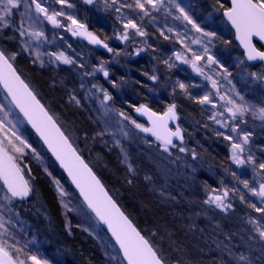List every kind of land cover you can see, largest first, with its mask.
<instances>
[{"label":"trees","instance_id":"obj_1","mask_svg":"<svg viewBox=\"0 0 264 264\" xmlns=\"http://www.w3.org/2000/svg\"><path fill=\"white\" fill-rule=\"evenodd\" d=\"M104 1L99 0V9L88 10L87 5L84 8L83 5L77 6L72 0H68V3L73 5L68 16L87 21L91 32L99 36L112 51L98 49L90 42L85 43L81 37H74L70 32L63 33L71 40L65 42L63 47L52 49L51 52L62 51L75 63H57V66L51 67L55 71L49 70L48 73L27 68L33 76V81L28 82L43 103L68 120L71 119L80 132L92 135L93 132L89 131L90 118L87 117V115L91 116V113H88L90 112L88 102L85 101L86 90L81 85L87 88L89 86L85 85L80 77L83 73L86 74V70L90 67L99 63L100 59L113 62L112 55L115 57V62L110 68V82L102 77L96 78V82L112 96V106L115 110L124 112L131 119L134 116V108L142 104H147L158 112H164L171 104H175L181 119L205 117L201 119H204L209 126V109L194 99L203 96L204 85L188 64L176 59L175 54L182 53V45L166 30L164 18L156 16L155 12H152L151 16H142L137 9L122 8L125 10L124 14L130 16L147 35L139 36L131 32L128 40L118 41L117 33L120 31L122 33L123 27L118 25L114 14L103 11ZM187 2V11L191 19L204 31L215 34L210 37L209 51L213 52L212 56L218 61L219 68L224 70L233 66L232 68L237 72L243 68L264 73L261 63L257 65L233 63L235 59L232 57H235V53L244 58L243 52L234 41V33L230 27L227 26L229 34L226 36L230 40H224L223 29L220 30L219 25L223 22L221 13L230 6L229 0H187ZM153 17L156 22L151 21ZM161 31L169 36L168 40L160 35ZM139 39L142 40L139 42ZM141 46L146 48L145 55L134 56ZM258 46L261 47L259 43ZM204 60L206 61L207 58L205 57ZM169 64L173 66L169 67ZM18 69L24 77H27L25 70L21 71L19 66ZM151 76L157 78L159 76L160 81L152 85L150 80L146 79ZM178 82L188 86L187 92L191 96L186 95L184 90L179 88ZM71 97H75L80 103H75ZM191 128L198 135L195 143L199 149L198 153L209 168L205 165L206 173L199 177L193 176L188 184L180 187H174L170 178L165 188L163 187L165 182L152 165L154 157L149 159V156L141 151L140 146L129 149L131 157H127L125 162H121L120 156L115 153L110 157L104 153L102 158L109 165L112 175L125 185L122 187L123 195L128 200V205L127 203L121 205L129 216L137 217V221L133 217L132 219L145 236L149 237L150 231L156 233L155 236L152 235L151 240L156 244L160 243L164 256L171 264H261L262 259L259 254L251 255L252 242L249 240L247 228L252 226L256 231L255 226L249 222L250 218L264 225V213L256 212L249 207V204L264 207V203H261V199L244 188L239 181L247 180L250 187L257 188L262 182L264 170L259 168V164L264 163V125H251L250 128V146L255 165L246 163L240 168L230 162L229 147L225 141H221V138L215 137L217 131L210 133L199 124L196 127L195 121ZM200 136H203V139ZM36 140L41 145L37 138ZM83 155L86 158L87 155L85 153ZM50 161L61 173L52 157ZM233 172L239 180L233 177ZM215 179L221 183H217ZM39 182L44 197L57 212L56 198L49 188L48 180L44 178ZM222 186L232 193L230 201L234 211L231 216L212 210L206 203L209 193L213 190L217 191ZM241 195L244 196V200H241ZM91 244L89 245L82 236L75 235L67 245L69 251L74 252V256L66 257V264H104L100 249ZM222 246L229 248L228 254L235 257L236 253H240L245 259L238 262L231 261L228 256H224Z\"/></svg>","mask_w":264,"mask_h":264},{"label":"rangeland","instance_id":"obj_2","mask_svg":"<svg viewBox=\"0 0 264 264\" xmlns=\"http://www.w3.org/2000/svg\"><path fill=\"white\" fill-rule=\"evenodd\" d=\"M72 1L77 6L83 5L84 8H86L87 5L89 8L88 10H97L99 9L98 7L100 5L98 3L99 0H93L92 3H86L85 0ZM25 2H27V0H25ZM41 3L44 7L48 8L49 14H51L52 11H62L64 15L58 17V19L60 20L61 24L64 25L63 27H56L48 22L42 14L39 15L40 23L37 25V30L44 32V38H42L40 41H33L31 51L22 50V41L26 38L19 37V34L13 29L10 28L4 30L3 32H0V46L7 53H18L16 60L13 61V63L17 64L16 66H19L21 71L23 69L25 70V72H27V75L25 74L27 76L26 79L28 78L27 81L30 82L33 81V76L31 71L27 70V68H34L37 71H47L48 73L49 70L53 72L55 71L51 67L57 66V63H62L60 61L49 63V57L47 55H43L41 58L44 60V64L41 65V63L36 60V51L39 50L41 53H48L51 52L52 49L56 50V48H59L61 46L63 47L65 42L71 40L65 37L63 33L70 32L72 34V32L68 30V26L71 25V21L66 18L69 14V11H72V7H68L67 5H60L56 2V0H41ZM175 3L184 8L185 12H187L188 14L187 0H175ZM103 4V11H109L114 14L118 25H122L123 27L124 23H126L127 20H132L130 16L128 17L126 14H124V9L122 10L121 8L120 12L115 11V7H118L119 3L113 7L106 6L105 1ZM24 10L25 9L22 4L19 12L22 13L24 12ZM169 11H171V15L168 14ZM137 12L139 13V10H137ZM154 12L156 16L164 18V26L167 31L168 28H172L174 30L170 33L173 34V37L176 41L179 42V40L176 38V33L179 32L182 34L185 43H187L193 51H198L201 53L203 51V48L200 44L192 43V40L197 38L201 39L205 44H207L209 48L210 43H208V41L210 40V37L203 35V33L206 31L202 29V32H197L187 21H184L183 19H175V17L179 16L180 13L173 4L166 3V6L164 8H162L160 11ZM30 14L33 16L38 15L35 12L34 5L32 6ZM140 14L143 16V13L140 12L139 15ZM221 14L223 22L222 25H219L220 30L223 29L222 36L224 37V40H230L226 37L229 34V32L227 31L228 23L223 19V13ZM101 15L104 16L103 14ZM72 17H74L79 23L84 24L88 32L92 33L102 41L99 36L91 32L87 21L84 22L79 20L75 16ZM15 19L17 23L20 22L19 13H17ZM151 21L156 22V19L151 18ZM28 23H32V21H25V27H27ZM72 27L75 28L76 26L72 25ZM127 31L129 34L131 32L135 33V29H128ZM124 32L125 29L123 27V32L121 33L120 31L119 33H117L119 35L117 39L118 41L122 40L120 37L124 34ZM73 36L76 38L81 37L85 43L90 42L87 36ZM141 40L139 39V42ZM103 44L106 43L103 41ZM103 44H93V46L98 47V49L103 48L104 50L108 51L107 48L103 47ZM181 45L182 54L191 59V53L187 52L183 44ZM108 48L111 47L108 46ZM141 49L144 50L139 52V54L135 52L134 56L145 55L146 48L141 46ZM209 54L213 55V52L209 51ZM236 54L237 52L235 53V57H232V59H235V62H233L234 65H238L241 62L247 63L244 58H241L240 54ZM111 57L113 62L109 63L106 60L100 59L99 63L95 64L94 67H90L88 70H86V73H91L90 75H86L85 73H83V75L80 77L81 80H83V83L89 86V88H87L83 85L82 88L86 90L85 101L88 102V109L90 111L88 113H91V116L87 115V117L90 118L88 119V122H90L89 131L93 132L92 135L80 132V130L77 129L75 123L72 122L71 119L68 120L61 113H58V111H53L51 108H49V111L53 114L57 122L61 124L65 133L70 136L73 144L76 146L78 151L81 154L85 153L87 155L86 158L88 159V163L91 164L97 174L100 175L104 185L108 187L111 195L114 196V198L119 202L120 205L121 203H127L128 205V200H126L125 196L123 195L124 191L122 187H124L125 185L122 183V181H117L116 176L112 175L109 165L107 164L106 160L102 158L104 157V153H107L109 157L110 155L112 156L113 153H115L120 156L121 162H125L127 157H131L129 149L135 148V146H140L142 149L141 151L145 155L149 156V159L152 156L154 157L155 160L153 161L152 165L155 168L156 172H159V175L161 176L163 182H165L163 184L164 188L168 183L169 178L172 179L174 187L186 185L192 180L193 176L199 177L201 174L206 173L207 167L209 168V165L205 164L204 160L201 159L198 153L199 149L195 145V143H197L196 140H198V135L195 134L193 128H191V125L194 121L196 127L199 124L204 128V130L210 131V133L217 131V133L220 132L224 135H231L233 136L234 141L240 142L239 135L237 133L231 132V125L234 123L238 124L240 135L244 133L249 134V140L248 143L244 146L245 152L242 155L245 159H247L249 155H251L254 159L250 146V128L251 125H264V120H261L258 117L254 116L252 112L245 113L243 117H238L236 121H232L230 118H228V114L225 112L224 117H221V119H227V122L229 124L228 128L221 127V125L216 124L211 119L208 120V126L206 121L204 119H201L205 117H201L198 119H190L189 117H184L177 123V125L181 129V134L184 137L183 142L181 143V141L178 140L176 142L177 147L170 148L168 152L163 151L160 142L155 140L150 133L141 132L135 127L134 124L131 123V120H136L137 123H141L145 127H150L143 116L135 111V108L134 116L131 119L126 120L123 117L119 116V112L112 106V101H109L108 107L113 109V111L105 114L104 109L100 103L103 99V92L100 91V89H104V87L96 82V78L102 77L106 81L110 82V68L111 65L115 62V57H113L112 55ZM181 62L184 64L183 61ZM199 63L204 66V72L217 81L220 95L229 96L235 99L238 103L241 102L239 98L243 97L244 102L247 105L253 106L255 109L264 107L263 72H253L249 69L247 70L243 68L237 72L235 68H232V66L227 68L230 71H227V73H225L223 69L217 66V63L208 65L207 60L205 61L204 59ZM101 65H103L104 70L108 72L107 77L103 75V72L96 71V69H98ZM188 65L191 67L190 64ZM253 73H255V75H253ZM198 76L204 85L203 95H205L206 93H211L213 95L214 102L217 104L216 109H213L211 105H204L209 109V115H211L213 111H224L223 107H220V105H224L225 102L221 101L219 97L215 95L216 89L212 88L211 82L205 79V77L202 75L198 74ZM146 79H149L152 85L160 81L159 76L158 78L156 77L155 80L150 79V77H147ZM52 85L53 83H51V86ZM93 85H96V87H93ZM237 93L239 94L238 96L236 95ZM247 95H249L250 97H247ZM5 97L6 95L3 94L0 88V104H3L5 106V110L9 111V115L6 118V121L11 120L13 123H15L17 126L18 134L21 135L29 145H31L30 148H27L25 150L26 154L22 159L18 160V163H20L21 167L25 169L24 173L30 180L32 187L35 189L34 196L30 201L26 202L20 203L14 200L13 204L11 205L15 213V215L12 217L14 223V228L12 229V231L20 241V246L24 247L25 245H27V247H25L26 253L37 255L41 260H47L49 264H66V257L70 256L71 258L72 256H74V252L71 250L69 251V248H67L68 242H70L75 235H78V237L82 236L83 239H85L89 243V245L90 243H92L93 245L98 247V249H100L104 264H121L123 259L121 257L120 251H118V248H116L111 238H109L105 234L103 228H101L97 220L93 218L88 208L84 206L80 197H78L74 187H71L67 178H65L52 164V162L50 161L51 156H49L46 149L44 147L42 148V146L37 142L29 126L26 125L21 115L18 114L13 105L10 104L8 98L5 99ZM0 119H5L3 112H0ZM106 126L108 129L107 131H105ZM176 126L174 127V129H176ZM121 129H123L124 132H127L128 135H122ZM100 133L103 134L101 135ZM224 135H216L215 137H217L218 139L221 138V141L226 142L227 146L229 147L230 162H233L231 159L232 141L225 140ZM0 136H2V133H0ZM201 137L203 139V136H200V138ZM117 141H119V144H117ZM179 147H185L187 151L180 152ZM33 149H35V152L32 151ZM193 152L195 153V157L193 156ZM37 156L39 158H37ZM235 165L239 168L242 167V165ZM28 169L31 170L30 173L28 172ZM44 178L48 180L49 188L51 189L54 198H56L55 204L58 209L57 212L54 211L52 205L44 197L41 188L42 185L39 182V180ZM215 180L217 181V183H221L219 180ZM57 181L59 182V187L63 188L64 190L65 195L63 197H61L60 195L56 183ZM224 189L227 188L222 186L217 191H212V193H209L208 199L210 196L223 192ZM230 200H232V193L229 190V196L225 202L231 203L232 205V201ZM132 203H134V201H132ZM64 204H67L68 208H65ZM207 206L212 208V210L214 211L221 212L222 214L224 213L228 216H231L232 212L234 211L233 207H231L227 211H223L220 208L216 207L214 203H207ZM4 215L5 218H7L9 213L5 211ZM132 217L137 221V217ZM247 229L249 230V240L250 242H252L250 245L251 250L253 251L251 252V255L252 253L259 254L260 258L262 259L261 264H264V239H261L259 237L258 231H255L252 226ZM148 236L150 239L152 238L151 231L148 232ZM157 245L162 247L160 243H158ZM222 247L224 256H228L231 261H242L240 259V253H236L237 255L234 257L231 254L227 253V251L229 250L228 247ZM113 257H116V259H113ZM123 264H125L124 261ZM168 264L171 263H169L168 261Z\"/></svg>","mask_w":264,"mask_h":264},{"label":"snow or ice","instance_id":"obj_3","mask_svg":"<svg viewBox=\"0 0 264 264\" xmlns=\"http://www.w3.org/2000/svg\"><path fill=\"white\" fill-rule=\"evenodd\" d=\"M60 5H66L72 7L73 5L68 3V0H56ZM86 3H92L93 0H85ZM116 12H120L121 8L137 9L139 12L143 13V16H151L154 11H160L167 4H173L175 8L180 13L175 19H183L197 32H202V29L191 19V17L185 12L179 4L175 3V0H105V4L108 7L116 6ZM24 6V12L20 13L19 9ZM35 6V12L38 14L36 16L31 15L32 6ZM223 7V5H221ZM19 13L20 22L17 23L15 16ZM50 22L56 27H63L58 17L63 16L62 11H52L49 14L48 8L44 7L41 0H0V32L6 29H13L19 34V37L26 38L22 41V50L31 51L33 41H40L44 38V32L37 30V25L40 23L39 15ZM171 15V11L168 12ZM224 16L231 22L232 26L235 28L236 38L239 40L240 44L245 49L247 59L250 61L260 60L264 61V51L257 48L256 44L253 43V38H258L259 41H264V0H231V7L226 8L223 12ZM71 25L68 26V30L72 32L73 35H84L93 44H103V41L98 39L92 33L88 32L84 24L79 23L74 17L67 16ZM154 19V17H153ZM25 21H32L28 23L25 27ZM72 25L76 27L73 28ZM124 34L120 37L122 40L129 39L128 29H135V34L139 36H146L147 34L137 25L134 20H127L124 23ZM172 28H168V32H173ZM165 40L169 39V36L165 35L163 31L160 33ZM204 36L212 37L214 33L204 32ZM176 38L187 52L191 53V59L186 55L177 52L176 59L183 61L184 63L190 64L192 69L205 77V79L211 82L213 89H216L215 95L219 97L221 101H224L223 107L224 111H213L209 119L213 120L216 124L221 125L223 128H228L229 124L227 119H221L224 117L225 112L228 114V118L232 121H236L238 117H243L245 113L252 112L254 116L261 120H264V107L255 109L253 106L247 105L243 97H240V103L235 99L220 95L217 81L204 72V66L199 62L205 57L207 58V64H216L218 61L209 54V48L201 39L197 38L192 40L193 44H200L203 48L202 53L198 51H193L192 48L185 43V40L181 33H176ZM211 43V40L208 41ZM103 47L107 48L109 52L112 51L108 48L107 44H103ZM144 49H138L137 54ZM18 53L12 52L7 53L4 49H0V86L6 91L7 96L11 98L10 103L14 105L23 117L31 124L32 128L39 134L40 138L47 145L48 149L52 152L55 158L60 162V165L67 171L68 176L71 177L72 182L75 184L76 188L79 189L80 195L83 197L87 208L95 214V217L100 223L107 226L110 231L111 236L114 238L116 245H118L120 252L123 256V261L126 264H168L167 258L164 256L162 247L158 246L156 242L152 241L149 237H146L141 233L140 230L133 224L132 220L129 219L127 215L117 206V203L105 190L104 186L101 184L100 180L96 177L95 173L85 163L80 152L76 147L73 146L72 139L69 135L62 130L61 126L57 123V120L49 113L48 108L37 98V94L21 78V75L17 72L13 65V61L16 60ZM43 55L49 57V63L60 61L64 64H73L75 61L66 55L64 52H48L41 53L39 50L36 51L35 56L41 65L44 64V60L41 58ZM54 58V59H53ZM168 63V61H165ZM169 64V67H172ZM96 71L103 72L105 77L108 76V72L104 70L103 65H101ZM227 73V69H224ZM91 73H86L90 75ZM255 75V73H253ZM150 79L155 80V76H151ZM179 83V82H178ZM83 87V85H81ZM115 87V85H113ZM96 87V85H93ZM179 88L184 90L186 95L191 96L187 92L188 86L179 83ZM103 92V99L101 100V106L104 109L105 114L113 111V109L108 107V102L112 100V96L105 89H100ZM239 95L238 93L236 94ZM75 103L79 104L80 101L76 100L75 97H71ZM196 102L201 105H211L213 109L217 108V104L214 102L213 95L211 93H206L202 97L194 98ZM137 113H141L148 117L151 127H145L141 123H137L136 120H131V123L135 125L137 129L144 133H150L160 142L161 147L164 152H168L170 148H176L177 144L174 143L173 138L183 142V135L181 134V129L177 125L175 131L168 127V121H175L177 119L176 105L171 104L168 107L167 112L163 116H158L155 112H152L146 105H140L135 108ZM0 112L4 113L5 119H0V264H49L47 260H41L37 255H31L25 252L24 247L20 246V241L17 239L15 233L12 231L14 228V223L12 217L15 215L11 205L14 199H24L29 197L33 192V188L30 184L29 179H25L24 171L25 169L21 167L18 163L19 159L24 157L25 150L30 148L31 145L18 134L17 126L11 120L6 118L9 115V111L5 110V106L0 104ZM119 116L128 120V117L124 112L120 111ZM107 126L105 131H107ZM231 132L237 133L240 137V142H236L231 135H224L218 132L217 135H224V139L232 141L231 143V159L237 165H243L245 163L255 165V161L252 156L249 155L247 159L243 157L245 152V145L248 143L249 134L244 133L240 135L239 125L232 124ZM121 133L127 136L128 133L121 129ZM101 135L103 133H100ZM119 144V141H117ZM35 152V149L32 150ZM180 152H185L187 149L185 147H179ZM195 157V153L193 152ZM37 158H39L37 156ZM126 159V157H125ZM259 168L264 170V163L259 164ZM129 170L131 171V166L129 165ZM255 171V167L253 168ZM30 169L28 172L30 173ZM227 171V169H226ZM233 177H236V173H232ZM261 181L257 187H250L247 180H240L239 182L243 184L244 188L249 189V191L261 199V203H264V176L261 177ZM57 186L61 197L65 195L63 188L59 187V182L57 181ZM216 191V190H213ZM229 196V190L224 189L223 192L210 196L206 203L215 204L216 207L223 211H227L232 207L231 203H226ZM241 200H244V196L241 195ZM65 208H68L67 204H64ZM249 207L255 209L256 212L264 213V207H257L255 204H249ZM71 210V209H69ZM5 211L9 213L8 217L5 218ZM249 222L253 224L256 231L259 233V237L264 239V225H261L256 220L250 218ZM153 236L156 233H152ZM116 259V257H113ZM241 260L245 258L240 257ZM123 261L121 264H123Z\"/></svg>","mask_w":264,"mask_h":264},{"label":"water","instance_id":"obj_4","mask_svg":"<svg viewBox=\"0 0 264 264\" xmlns=\"http://www.w3.org/2000/svg\"><path fill=\"white\" fill-rule=\"evenodd\" d=\"M229 1H230V7H231V0H229ZM230 7H229V8H230ZM223 16H224V14H223ZM224 20H226L227 23L229 24V26L231 27V29L234 30V33H235V41L238 42L241 51L244 52L245 60H246L247 62H249L251 65H255V64L262 63L263 66H264V61H260V60H253V61H250V60L247 59V55H246L245 49H244L243 46L240 44L239 40L236 38L235 28L232 26L231 22L227 19L226 16H224ZM253 43L256 44V46H257L258 43H260L261 46H262V48H259L258 46H257V48L260 49L261 51H264V41H259L258 38L254 37V38H253ZM0 49H1V48H0ZM13 65H14V67L16 68L17 72L21 75V78L24 79V77H23L22 74L18 71V69H17V67L15 66L14 63H13ZM24 80H25V79H24ZM25 82L28 83L27 81H25ZM28 84H29V83H28ZM29 86H30V84H29ZM30 87H31V86H30ZM31 88H32V87H31ZM1 89H2L3 93L7 95L6 91L3 89L2 86H1ZM35 93H36V92H35ZM37 98L41 101V99L39 98L38 95H37ZM8 99H9V101L11 100L10 97H8ZM41 103L45 105V103H43L42 101H41ZM13 106H14V105H13ZM146 106H147V105H146ZM45 107H46V105H45ZM147 107H148L152 112H155L158 116H163L164 113L167 112V110H168V109H167V110H165V112L160 113V112L154 110L153 108H150L149 106H147ZM14 108H15V107H14ZM46 108H47V107H46ZM15 110H17V112L22 116V118L24 119L25 123H26L27 125H29L30 129L32 130V132L34 133V135H36L37 138L40 140V142L42 143V145L45 146L46 151L48 152V155H49V156H52V158H53V160L56 162L57 166H59L60 170L63 171V173H64L65 176H67V178H68V180H69L71 186L74 187V189H75V191L77 192L78 196L81 198L83 204L87 207V205L85 204V202H84V200H83V197L80 195V191H79V189L76 188L75 184H74V183L72 182V180H71V177L68 176L67 171H66V170L60 165V162L55 158V156L52 154V152L48 149L47 145H46V144L44 143V141L40 138L39 134L35 131L34 128H32L31 124H29V123L27 122V120L23 117V114L20 113L18 109L15 108ZM49 113H50V111H49ZM50 114L53 115L52 113H50ZM176 114H177V119H176L175 121H171V120L168 121V127H169L170 129H172L173 131H175V130L173 129L174 126L177 125V123H178V122L180 121V119H181V118H180V115H179V113H178L177 111H176ZM53 117H54V116H53ZM143 117H145V119L147 120L148 124L151 126V123L149 122L148 117H147V116H144V115H143ZM57 123H58V122H57ZM58 124L60 125V123H58ZM60 126H61V125H60ZM61 128H62V127H61ZM62 130H63V129H62ZM153 137H154V136H153ZM154 139L156 140L155 137H154ZM177 140H178V139H176L175 137L173 138L174 143H176ZM73 146L75 147L74 144H73ZM81 156H82V158L84 159L85 163H87V164L89 165V163L87 162V160L85 159V157H84L82 154H81ZM89 167H90V168L92 169V171L95 173L96 177L100 180L101 184L104 186V188H105V190L108 192V194H109V195L113 198V200L117 203V206L121 209V211H123V212L125 213V215H127L126 212H125V210L122 208V206H120L119 203L117 202V200H115L114 197L110 194V192H109L107 186L104 185V183H103L101 177L96 173V171L92 168L91 165H89ZM24 176H25V173H24ZM25 179H28V178L25 176ZM1 183H2V182H1ZM33 196H34V188H33V192L29 195V197H26V198H24V199H22V200L19 199V198H16V199H14V200H17L18 202H26V201H30L31 198H32ZM89 211L91 212L90 209H89ZM91 213H92V212H91ZM92 215L94 216V218H96L94 213H92ZM127 216H128V215H127ZM128 217H129V219L132 220V218H131L130 216H128ZM96 219H97V218H96ZM97 221H98V220H97ZM98 222H99V221H98ZM132 222H133V224L138 228V230L141 231V229H140V228L134 223L133 220H132ZM99 224H100L101 227L104 229V231L106 232V234H108L109 237L112 238L113 242L115 243V240H114V238L111 236V233H110V231L107 229V226L104 225L103 223H100V222H99ZM141 233L143 234L142 231H141ZM143 235H144V234H143ZM115 245H116V243H115ZM116 247L119 249L118 245H116ZM119 251H120V250H119ZM120 253H121V252H120ZM121 257H122V259H123L122 253H121ZM124 262H125V264H126V261H124Z\"/></svg>","mask_w":264,"mask_h":264}]
</instances>
